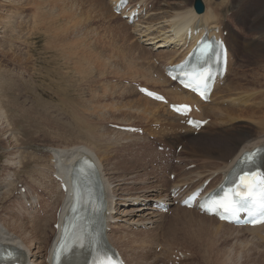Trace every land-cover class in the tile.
Instances as JSON below:
<instances>
[{"label": "rangeland", "instance_id": "rangeland-1", "mask_svg": "<svg viewBox=\"0 0 264 264\" xmlns=\"http://www.w3.org/2000/svg\"><path fill=\"white\" fill-rule=\"evenodd\" d=\"M29 1L30 0H0V108L5 112L7 116L6 120L9 123V126H7L3 123L4 121L2 118L0 120V194L3 193L6 183L12 180L14 182L12 187L9 188V191L4 195L3 200L0 198V216L1 218L2 216L5 217L6 225H10L9 221L13 220L15 217L19 222L25 221V224H30L28 220L31 214H28V212L30 213L31 210L24 207L21 196L16 197H20L18 199V204L23 205L25 210L19 213H10L7 210V207L11 206V204H13L12 202H14V194L18 191V185H23V187L26 185L28 188L26 186L25 188H27L28 191L31 189L33 192H36L40 197V202H45V194L48 195V192H50L46 203L50 200L49 204L54 203L55 208H57L56 203L59 200L61 202V198L58 194L56 195L54 193L55 191L52 187L45 188L41 185V183H43V178L40 176V172H32L35 161L30 157L33 156L30 153L36 155V158H39L38 160L44 159L48 161L50 151L54 148L61 147L59 149L64 150L67 146H71L74 143H92L94 139L97 142L98 138H96V136L100 138L101 134H104L107 138L116 137L113 133L108 132H117L109 127V123L112 122L140 126L147 129L148 132L155 134L157 136L156 140L165 141L173 146L178 144H183L184 147L186 146L184 139L174 138L177 134L175 130L177 131V129H180L178 126L175 127L174 123L173 126L167 125L171 127L172 131L170 130V133H173L174 136L170 135L168 132H164L163 129L154 133L150 128L152 124L155 123L153 122L155 120H149L151 121L149 122L139 114L122 108L125 104L122 106L120 105L121 103H126V99H122L124 96L119 95L121 93L119 88L121 87L118 88V85L129 86V90L134 93H132V98H137V92L129 83L130 81H141L144 85L158 89V87H160L158 83L147 80L151 84L148 83L145 79L150 78V76L144 77L142 74L148 69L149 72L159 73L160 69H158L159 67L154 63V60L164 64L165 62L175 61L177 59L176 57L170 60H163L161 58L163 55L173 50L172 45L167 43L169 39L168 36H170L171 32L167 21L170 19V12H173V10L166 7V4L169 3L170 0H146L147 13L131 25H128L125 20L112 13L109 0H102L103 2L101 3L103 6L100 5L102 9L99 6L101 3L97 2L98 6L96 5V7L91 0H44L40 4L37 1L34 2V0H32V2ZM200 1L204 7L205 4H208L209 7L216 10L219 14L217 23H224L227 27H230V30L233 32L236 31L235 33L239 36L240 41L247 39L246 43L244 42L243 44L250 50L257 45H252V47H250L252 43L251 40H254L255 37L256 40H258L257 37L259 34L262 35V38L259 40L264 42V0ZM185 2L188 6L180 9L181 11L191 6L194 0H185ZM243 20L253 22L254 29L247 27V25L250 24ZM255 27L258 28V31ZM222 29L225 30L224 28ZM239 40L236 39L238 42L228 43V45H234L233 48L232 45L229 47L237 51H234L232 55L233 62L230 65V71L228 68L229 76L225 85L216 91L218 93H216L214 97V107L218 105L221 107L220 101L225 97L224 102L226 103L222 108L227 107V109H229L230 103L226 100L229 96L230 99H236L232 102V110L233 108H240L243 110L250 109V111L255 110V114L258 116L260 115L259 117L264 122V59L260 62L259 57L255 54H250L249 56L245 54L244 56V51L241 48L242 42ZM236 43H238L237 47H235V45H237ZM131 45H138L139 48L147 53L145 56H141V54L138 51H134V49L128 50L129 47H132ZM145 57H148V59H145ZM98 62H100V64L102 63L103 67H101L102 64L101 66L98 65ZM108 62H110V64H108ZM111 63L113 65H111ZM148 63L149 65H147ZM105 64H107V67ZM17 68L24 70V72L22 71L21 73V71H16ZM106 85L109 90L112 86V91L107 89L111 94L113 93L112 95L110 93L108 94V92L107 95H104L107 91L105 89ZM102 86L105 87L103 88ZM233 87H235V89H233ZM162 90H164V88L160 89V91ZM116 94L120 96L119 99ZM254 101L256 102L254 106H252L251 104L254 103ZM258 106L260 107L259 109ZM163 108L166 110L165 106H163ZM158 116H160L159 120H172L171 116H168L164 110L160 111ZM240 116L242 118L233 120L232 118L229 119L226 117L220 119L216 115L215 117L217 118L214 117L216 122L210 123L207 129H205V132L210 137L218 135L217 128L223 119L227 124L235 127L246 126L250 130L258 129L259 126L255 123V120L244 118V114H240ZM209 117L212 120L214 119L211 116ZM74 118L85 121L88 127L92 126L93 136H91L93 140L86 141L83 137L79 138L77 136V132L74 131V128L80 125L77 124L78 122H75ZM154 119H156V117H154ZM158 122L159 121H156V123ZM161 126L164 127V125ZM93 133H95L96 136ZM183 135L185 137L187 136L186 134ZM142 139V137L137 139L136 136L124 138L120 141L116 139L117 142L112 139L111 141L113 143H110L107 148L108 150H105L103 146L99 148L96 147L95 150L100 149L98 152L100 153V158L104 165V173L111 174V172H114L116 176H124L125 173L122 169L119 171L116 170V160H119L118 162H121L120 164L122 167H129L126 172L129 179L138 175H143L146 179L148 177L152 178V185L162 190L160 196L163 197L166 192L164 186L159 185L154 175L148 174L143 168V156L149 153L147 149L151 145L149 142L142 143ZM106 142V138H102L99 144L96 143V145H105ZM213 147L216 148L217 146ZM17 151L20 155L23 154L24 158L21 159L22 165L15 168L17 165L13 164V162H15L14 159L18 154L14 153ZM178 155L185 163L183 166H174L176 167L174 171H181V167L183 168L190 164H198L197 157H191L188 153H183L182 150ZM12 159L14 161H10ZM193 170H200L203 172L202 174H208L212 169L208 167L203 169L198 166ZM190 178L196 179L197 176L192 174ZM16 183L18 184L16 185ZM114 185L112 186L114 187ZM131 186L132 184L129 187ZM138 187L143 188L144 186L138 184ZM140 188H138L137 191H131L134 192L131 195H139L150 199L154 197V193L152 194ZM128 193L130 192L122 194L117 193L122 196L121 199L123 201L116 205L115 212H117V210L122 212L123 209L125 211V206L135 211L136 208L133 206V202L137 199L133 198L135 196L126 201L127 205L124 204V201L130 197ZM132 198L134 200H132ZM60 204L62 205V203ZM31 212L34 213L33 211ZM137 213H145V211L133 212L132 215L126 218L128 222L120 223L119 228H121V232L119 231L115 234V239L117 238L116 240H118H114L115 244L118 243L119 245L121 242L120 240H122L120 237L123 238L127 236V234H123L125 233L123 227L131 226L134 228L137 224H129ZM17 215H19V219ZM171 217L172 216L169 218ZM46 219H48V228L45 231L47 235L45 233L43 235L48 243V239H50L49 232L51 230V223L54 221L53 215H50L48 212ZM137 230L139 233H134L135 235L132 234L129 239L133 240L134 238L139 240L143 237V235H140L141 233L151 234L156 229H143L140 228V225H137ZM163 231H165V229L160 232ZM16 232H18L16 237H19V234L23 233L18 230H16ZM162 234L163 236H156L153 239L156 240L158 237V242L162 238L166 244L163 243L162 240L160 243L166 245L165 249L174 246H182L188 249L192 253V259L189 261V264L214 263V257H211L212 254L210 256H204L203 253L205 251L198 250L189 243H183L180 240V236H168L165 232ZM249 234L250 233H248L247 236ZM231 235L233 239L232 246L235 243L236 246L241 247L236 242L235 236L242 238V233L236 235L235 232H233ZM183 236H181V238ZM248 237L257 240L255 241L256 244L252 245L254 249L249 250L248 247H246L244 248V253H240L237 255L238 257L235 258L236 252L230 251L232 250L230 249L231 245H227L225 249H229V251L233 253H230L231 258L229 261L227 260L225 264H247L245 254L249 256L252 254L256 255V257H251L254 262L248 264H264L263 241H261L257 234L253 236L250 234ZM126 238L127 237H125L123 241H126ZM147 238H149V235H147ZM204 244L205 243L201 244V246L205 247ZM129 246L123 247L122 244L120 245V248L122 250L124 249L123 251L127 253L126 256L124 254L126 260H133L132 264H150L151 262H153L151 264H155L156 254L155 250H152L155 248L154 244L149 247L150 250L148 248L145 249L148 253L146 252L142 258L138 256L140 250L137 245ZM136 252L139 253L136 254ZM201 257L204 259L203 263L201 262ZM39 260L41 261L40 258L37 259L38 262H40Z\"/></svg>", "mask_w": 264, "mask_h": 264}, {"label": "bare ground", "instance_id": "bare-ground-1", "mask_svg": "<svg viewBox=\"0 0 264 264\" xmlns=\"http://www.w3.org/2000/svg\"><path fill=\"white\" fill-rule=\"evenodd\" d=\"M30 1L32 2V0H30ZM35 1L39 2V4H40L44 0H34V2ZM91 1L93 2V5H95V6L98 3L103 2L102 0H91ZM109 2H110V5H111L112 0H109ZM170 2L166 4V7L171 9V10H173V12L171 11L172 13L170 12V14L172 16L169 15L170 19H169V21H167L168 22V26H170V31L171 32H170V36H168V35H166V36L169 37L167 43L172 45L173 50L171 52L169 51V53L163 55L161 57L163 60H166V59L170 60L171 58L173 59L177 55L179 57H181L182 55H184L186 53V51L184 53H183V51L185 49V45L187 44V40H186L187 39L186 38L187 30L190 29V31H192V27L196 23H203L205 26H202V28H207V29L208 28H213V27H222V28H224L227 31L226 44H227L228 50L230 51V56L232 57V52L234 53V51H235L234 49H232L234 47V45H232V44L228 45V43L238 42V41H236V39L239 40V36L235 33L236 31L233 32L232 30H230V28L227 27L226 24L217 23V20H219V14L216 12V10L212 9L211 7H209L208 4L204 3L205 4L204 13L203 14H196L194 12V10L192 9V5L187 7V9L185 8V10H182V11L180 10V9L188 6V4L185 2V0H170ZM100 5L103 6L102 3L99 4V6ZM101 6H100V8L102 9ZM37 8H38V6H37ZM8 16H9V14H8ZM112 16H114V15H112ZM10 18H11V16H10ZM4 20H6V19H4ZM8 20H10V19H8ZM250 28L254 29L253 25H252V22H251ZM255 29L258 31V28L255 27ZM202 32H203V29L199 31L198 35H196V37L194 39H192L191 45L194 44L195 40L202 34ZM184 38H185V40H184ZM257 38H258V40H256V37H255L254 40H251L252 43H251L250 47H252V45H256L257 44L251 50L243 44L244 42L246 43L247 39H243L242 41H240V40L239 41L242 42L241 48L244 51L243 52L244 56H245V54L247 56H249L250 54H255V55H257L259 57V61L261 62L264 59L263 58L264 57V42L259 40V39L262 38V35L259 34V36ZM236 44L237 45H235V47L238 46V43H236ZM239 44H241V43H239ZM230 45H232V48L229 47ZM130 49H134V51H138L141 54V56L142 55L145 56V54L147 53L144 50H142L141 48H139L138 45H133L132 47H129L128 50H130ZM145 59H148V57H145ZM98 63H99L98 65L101 66L102 63L101 64H100V62H98ZM172 63H174L173 60L169 61V62H165L164 64L166 65V64H172ZM108 64H110V62H108ZM106 65L107 64H105V66ZM111 65H113V64L111 63ZM147 65H149V63ZM101 67H103V64H102ZM115 67H114V69H115ZM228 68H229V66L227 67V72H228ZM99 69H100V67H99ZM17 70L21 71V73H22V71L24 72V70H22V69H18L17 68L16 71ZM152 73L153 72H149V69H148L142 75L144 77L150 76V78H151V75H153ZM100 74L104 75L103 73H100ZM157 76H159V77L161 76V71L160 70H159V73L157 74ZM150 80L154 81L153 79H150ZM134 81H136V80L130 81L129 83L131 84V82H134ZM116 87H117V85H116ZM119 87H121L122 90ZM128 87L129 86L126 87V86L118 85V88L121 91V93L119 95L124 96L123 98L121 96L122 99H126L125 100L126 103L124 102L123 104L121 103V105H120V106H122V105L125 104L122 108H126V109H128L130 111H133V112L139 114L141 117H143L144 119H146L148 121L149 120H155L153 122L159 121L160 123L159 122L158 123L160 125H164V126H167V125H170V126L172 125L173 126V123H174L175 127L178 126V128L184 129L182 127H179L178 118L174 114L169 112L167 110L166 106H165V108H166V110H165L163 108L164 105H162L160 103H157V102H154V101H151V100L143 97L142 95H140L138 93L136 94L137 98H132L133 97L132 96L133 92L131 90H129L130 88H128ZM242 87H244V86H242ZM105 89L109 90L107 85H106ZM111 89H112V86L110 87L109 91H112ZM233 89H235V87H233ZM233 89H231V90H233ZM108 90L106 91V93H104V95L105 94L107 95V92H108V94L110 93ZM233 91H235V90H233ZM161 92H163L168 98L177 99V101H175V102L192 100L190 94H186V93H183V92L171 93V92H169L167 90L166 91L162 90ZM216 93H218V92H216V89H215L212 92V94H211V97H210L211 102L209 104H202V105L200 104L201 108H202V111H203V116L206 115V116H211L212 118H214L217 115L218 118H220V119L226 117V118H229V119L232 118L234 120V119L242 118L240 116V114H244L245 115L244 118H248L250 120L251 119L255 120V123L259 127H258V129H252V130H250L246 126L235 127V126H232L230 124H227V122L224 121V119H223L221 121V123L219 124L218 128H217V134L218 135H216L214 137H210V136H208V134H206L205 129H207V126L210 123H212V122L214 123V121L216 122L215 118H217V117H215L214 118L215 120L214 119L211 120V122L208 123V125L204 129H201L200 132L196 136H192L191 132L187 131L188 129L184 130L185 132H187V136H186L187 138L185 137V138H182V139H186L187 141L185 143L186 146L183 147V151L185 153H188L191 157L192 156L197 157V163H198L199 166H201V168L205 169L206 167H208L209 169H212L208 173V175H211L214 172L221 173V172H223L225 170L229 171L231 169V167L233 166V164L235 163V161L239 158L240 154L242 152H244V151L250 150V149H252L253 147H256V146L264 148V122L259 117L260 115L258 116L257 114H255L256 111L254 109H253L254 111H252V110L250 111V109L249 110H243V109H240V108H239L240 110L238 108H233V110H232L231 109L233 107L232 102L235 101L236 99H230L229 96L226 98L227 102L230 103V105H229L230 108L229 109H227V107L226 108H222V107L225 106V103H226V102H224V98L225 97L222 98L223 100L220 99L221 100L220 101L221 102V107L219 105H218L219 107L218 106L214 107V105H215L214 97L216 96ZM242 93H243V91H242ZM116 95H118V94H116ZM119 95H118V97L116 96L118 99L120 97ZM247 96H249V95H247ZM122 99H121V101H122ZM240 100H238V101H240ZM255 102L256 101H254V103H252L251 105L254 106ZM237 103H239V102H237ZM259 108L260 107L258 106V109ZM163 110H164V112H166V114H168V116L169 115L171 116V118H172L171 121H166V119H164V120L160 119L159 120V118H160V116H158L159 112L163 111ZM215 110H217V111H215ZM263 113H264V110H263ZM130 115H131V113H130ZM154 117H156V119H154ZM1 118L4 121L3 123H5V125L9 126V123L6 120L7 116H6L5 112L0 108V120H1ZM98 119H99V117H98ZM74 120H75V122H78L77 124L80 125L79 127H75L74 128V131L77 132V136L79 138L83 137L86 141L87 140H90V141L93 140L92 139V136H93L92 135V131H93L92 126H89V127H91V128H89L85 121L78 120L77 118H74ZM149 122H151V121H149ZM109 124H116V125H120V126H132V125H129V124H118V123H115V122H112V123H109ZM172 129H173V127H172ZM169 130H171V127H169ZM108 132L109 133H113L114 136H116V137L107 138L104 134H101L100 138H99V136L97 137L95 135V133H93L96 136V138H98L97 142L94 139L92 141V143H89V142H86V143H74L71 146H67V148L64 149V150H60L59 148H61V147L54 148V149H52L50 151V156H49L48 161H45L44 159L43 160L42 159L38 160L39 158H36L37 157L36 155L30 153L31 155H33V156H30V157L35 161L34 169L32 170V172L33 171H34V173L40 172V176L43 178V180L41 179L43 181V183H41V185L44 186L45 188L52 187L54 189V191H55L54 193L56 195L58 194V196L61 198V202L59 200L56 203L57 206L60 203H62V205H61V213H60V216H59V219H58V223L59 224H61L62 217L64 216V214L67 213V210H68L69 198H68L67 194L69 192V186H70V184H69L70 174H71L72 170L74 169L75 165L77 164L78 158L80 156H82V155H89V156H91L93 158V160L95 161V163L98 166L99 176H100L101 180L104 183L105 192H106L105 194H106V197L108 198V207H109V210H110V216L108 218V221H109V223L111 225V231L108 234V236H109V238L111 240V243L114 246H116L119 250L121 249L120 248L121 244H122L123 247L124 246L128 247L129 245H130L129 247H131L133 245H137L138 248L140 249V253H141L139 257L142 258V256L144 254H146V252H147L145 250L146 248H148L150 245H153V244H155V248L158 246L157 245L158 243H156V242H157L159 236L156 238V240L155 239H151V238H147V235H149V237H150L151 234L141 233L140 235H143V237H141L139 240H136L134 238H133V240L129 239V237L132 236V234H134V233L138 234L139 233L138 230H137V225H140V227L144 226L143 229H152V230L153 229L157 230L158 227L161 226V225H167L166 227L164 226L165 227V231H163V232H165L168 236L169 235L170 236L176 235L177 237L180 236V240L183 243H189L190 245L195 246L198 250L205 251L203 253L204 256L205 255L210 256L212 254L211 257H214V261H213L214 263L213 264H225L227 260L229 261V259L231 258L230 257L231 256L230 253H233V252H230V251H235L236 252L235 253V258H236V257H238L237 255H239L240 253L241 254H242V252L244 253V248L248 247L249 250L254 249V247H252V245L256 244L255 241H257V240H255L254 238H251V237L249 238L248 236L250 234L252 236L254 234H257L258 230H262L263 228H258V229L257 228H234L232 226L225 225L223 223L218 222L215 218L207 217V216H204V215H199L194 210H187V209L180 208L178 206L175 209H173V211L171 212L170 216H172V217L169 218V220H167V224H164V221H160V219L166 218V216L159 215L158 213H155L154 211H152V209L150 208L152 200L150 198H146V197H143V196L141 197L139 195H131V194L134 193V192H131V191H137L138 188H140V187H138V184L144 186L143 188H140V189L147 190V191L151 192L152 194L154 193L156 195L161 194L162 190L158 189L156 186L152 185L153 184V182H151L152 178L148 177L146 179L143 175H138V176H135L134 178H132L133 180L129 179L128 175H126V172L129 169V167L128 166L122 167V165L120 164L121 162H118L119 160L118 161L116 160V163H117L116 170L119 171L120 169H122L123 172L125 173L124 176H119V175L116 176L114 172H111V174L110 173H108V174L104 173L105 172L104 171V165L102 164V160L100 158V153L98 152V151H100V149L99 150H95V148L96 147L99 148V147L103 146V148L105 150H108L107 148L109 147L110 143H113L111 141L112 139L117 142V140L120 141V140H122L124 138L135 136V134H129V133H124V132H119V131H117L119 133L113 132V131H108ZM84 133H86V134H84ZM109 133H107V134H109ZM123 133H124V135H123ZM177 137H179V136L176 134L174 136V138H177ZM102 138H104V139L106 138V140H107L105 145H102L101 144L102 142L100 143L101 145H96V143L99 144V141H101ZM14 143H15V140H14ZM91 144H92V146H91ZM213 146H217V147L215 148ZM14 154H18L16 156V158L14 159L15 162H13V164L17 165V167H15V168H18V167H20V165H22L21 159L24 158V155L23 154L20 155V153L18 151L15 152ZM116 159H118V158H116ZM14 160L12 159L10 161H14ZM198 165H196V168H197ZM54 173H56L57 175H60L65 180V185L68 188V190H67L65 195L62 192H60V190L57 187V184L51 179V175L54 174ZM202 173L203 172H201L200 170L199 171L196 170V171H189L187 173H182L183 175L181 173H177V176L178 177L180 176L178 181L182 182L183 183L182 185H184L188 181L192 180V179H189L190 175L195 174V175H198V177H201V175H203ZM220 178H221V176H219L217 178V181H219ZM13 183L14 182L12 180V181H9L8 183H6L5 187L3 186L6 190L4 189L5 192L3 191V193L0 194L1 200H3L4 195L9 191V188L12 187ZM17 184L18 183H16V185ZM131 184H132V186L129 187ZM174 184H176V183L174 182ZM112 185H114V187ZM116 192L118 194H122V193H125V192H130V193H128V196H130V197H128L124 201L125 205H127L126 204L127 200H129L131 197L135 196V197H133L135 199L137 198L135 201L136 202H142L144 207H137L135 209V211H133L132 209H129V207H126L125 211L123 209L122 212L119 211V210H117V212H115L116 211L115 210L116 209V205L120 204L123 201L121 199L122 196L118 195ZM48 193L50 194V192H48ZM45 195L47 197L46 198V200H47L48 199V195L47 194H45ZM21 197H22L23 201L25 200L26 203L29 202V200H27L28 198L26 199V197H27L26 195H21ZM53 197H54V194H53ZM19 198L15 196V199L13 200L14 202H12L13 204H11V206L7 207V210L10 213H15V212L19 213V212H22V210L23 211L25 210L23 205L18 204V199ZM50 198H51V196H50ZM133 198H132V200H134ZM30 199L38 200V195L31 196ZM54 199H55V197H54ZM153 200H155V199H153ZM49 201H47V204H49ZM52 205H54V203ZM127 211H131V212H127ZM142 211H145V213H137L136 216L129 223V224L137 223L136 225L134 224L135 225L134 228H132L131 226L123 227L125 229V233H123V232L122 233L124 235L127 234V236H124L123 238L120 237V239H122V240H120L122 243L120 242L119 245H118V243H116L117 244L116 245L114 243L115 242L114 240L117 239V238L115 239V234H117V232H119V231L121 232V228H119L120 227L119 226L120 225L119 222L120 223L121 222L126 223V222H128V220L126 218L129 215H132L133 212H142ZM28 214H31V216H29ZM28 214L27 215L30 217L28 222L30 224H28V223L25 224L26 223L25 221H24L25 223L24 222H19V220H17L16 217H15L13 220L9 221L10 225L9 224L6 225L5 217L2 216V218H1V216H0V243H10V244H13V245L17 244L16 246L19 248L20 255L22 257L26 256L27 258H29L31 260V262L33 264H46L45 263V256H46L47 240H46V238H45V236L43 234L45 233L46 229L48 228V219H46L47 216H45L44 218H40V217L36 216L35 212L32 213L31 211H30V213L28 212ZM18 216L19 215H17V218L19 219L20 217H18ZM54 223H55V214H54V221L52 222V224H54ZM16 230L21 231V232L24 233V234L23 233L19 234L22 238L20 236L16 237V234H18V232H16ZM131 230H135L136 232L135 231H131ZM128 231H130V232H128ZM233 232H235L236 235L239 234V233H242V238H239V237L235 236V240L243 248H241L239 246H236L235 243L232 246V240L233 239H232L231 233H233ZM49 233H51V236H53L54 231L51 229ZM248 233H250V234L247 236ZM161 236H163V234ZM181 236H183V237L181 238ZM233 236H234V234H233ZM125 237H127L126 238L127 240L123 241L125 239ZM116 241H118V240H116ZM250 241H251V243H250ZM261 241H263V240H261ZM203 243H205L204 244L205 247L201 246V244H203ZM263 243H264V241H263ZM227 245L228 246L231 245L230 249H232V250L229 251V249H227L228 250L227 251L225 249V247ZM163 246L166 247V245H164V244H163ZM33 250H34V252H33ZM123 250L121 249L120 253H121V255L124 258V254L126 256L127 253H125ZM152 250H154V249H152ZM138 253L136 252V254H138ZM136 254H135V257H136ZM252 256L256 257V255H254V254H252L250 256L245 254V258H246L247 264L251 263V262H254V261H252V258H253ZM131 257H132V254H131ZM133 257H134V254H133ZM38 258L41 259V261L39 260L40 262L37 261ZM132 261L133 260H130V259H129V261L126 260L127 264H132ZM201 262L202 263L204 262L203 258L201 259ZM151 263H153V262H151Z\"/></svg>", "mask_w": 264, "mask_h": 264}, {"label": "water", "instance_id": "water-1", "mask_svg": "<svg viewBox=\"0 0 264 264\" xmlns=\"http://www.w3.org/2000/svg\"><path fill=\"white\" fill-rule=\"evenodd\" d=\"M193 8L196 14H201L204 11V7L200 0H195L193 3Z\"/></svg>", "mask_w": 264, "mask_h": 264}, {"label": "snow or ice", "instance_id": "snow-or-ice-1", "mask_svg": "<svg viewBox=\"0 0 264 264\" xmlns=\"http://www.w3.org/2000/svg\"><path fill=\"white\" fill-rule=\"evenodd\" d=\"M149 95H151V93H149ZM251 155H252V154H246V155L243 157V159H249V158L251 157ZM235 195L239 196L240 193L237 192ZM202 207H203V205H202ZM262 207H264V205H262ZM221 218H223V217H221ZM256 222H257V221H256L255 219L252 221V223H256ZM259 222H264V216L261 217V220H260ZM100 264H109V262H107V261H103V262H100Z\"/></svg>", "mask_w": 264, "mask_h": 264}]
</instances>
